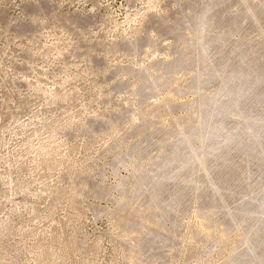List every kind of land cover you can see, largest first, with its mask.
<instances>
[{
  "label": "rangeland",
  "instance_id": "rangeland-1",
  "mask_svg": "<svg viewBox=\"0 0 264 264\" xmlns=\"http://www.w3.org/2000/svg\"><path fill=\"white\" fill-rule=\"evenodd\" d=\"M0 264H264V0H0Z\"/></svg>",
  "mask_w": 264,
  "mask_h": 264
}]
</instances>
